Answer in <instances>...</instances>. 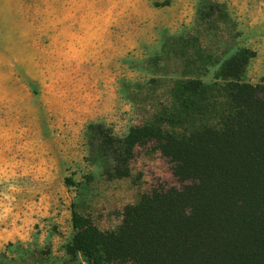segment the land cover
<instances>
[{
	"label": "rangeland",
	"instance_id": "374dc122",
	"mask_svg": "<svg viewBox=\"0 0 264 264\" xmlns=\"http://www.w3.org/2000/svg\"><path fill=\"white\" fill-rule=\"evenodd\" d=\"M241 49L260 83L264 0H0V264H85L68 253L74 210L115 230L143 193L179 185L153 142L108 177L93 128L127 134Z\"/></svg>",
	"mask_w": 264,
	"mask_h": 264
},
{
	"label": "trees",
	"instance_id": "16d2710c",
	"mask_svg": "<svg viewBox=\"0 0 264 264\" xmlns=\"http://www.w3.org/2000/svg\"><path fill=\"white\" fill-rule=\"evenodd\" d=\"M252 56L234 53L211 84L175 81L170 103L125 135L93 128L108 177L130 176L137 147L153 142L179 185L143 193L115 230L74 210L69 254L85 264H264V78L243 79Z\"/></svg>",
	"mask_w": 264,
	"mask_h": 264
}]
</instances>
